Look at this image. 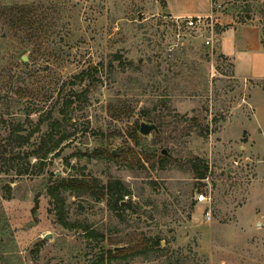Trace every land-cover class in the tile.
I'll return each mask as SVG.
<instances>
[{
    "label": "rangeland",
    "instance_id": "1",
    "mask_svg": "<svg viewBox=\"0 0 264 264\" xmlns=\"http://www.w3.org/2000/svg\"><path fill=\"white\" fill-rule=\"evenodd\" d=\"M225 4L264 48V1ZM16 7L32 25L0 14V264H90L107 250L111 264H264V123L261 135L255 87L232 78L209 34L158 0H0ZM254 86L264 95V80ZM72 91L85 99L60 108ZM47 123L67 140L39 163ZM142 123L157 130L142 135ZM81 177L130 195L119 208L65 190L64 226L47 187Z\"/></svg>",
    "mask_w": 264,
    "mask_h": 264
},
{
    "label": "crops",
    "instance_id": "2",
    "mask_svg": "<svg viewBox=\"0 0 264 264\" xmlns=\"http://www.w3.org/2000/svg\"><path fill=\"white\" fill-rule=\"evenodd\" d=\"M158 1L165 13L174 20L180 22L188 17H201L204 27L198 31L204 30L206 33V26H212V46L217 58L227 63L232 78L242 84L251 83V88L255 87L249 97L252 108L249 122H253L262 135L258 124L264 123V95L254 86L264 80V48L259 28L250 24L249 20L237 21V17L227 11V4L222 5L229 0ZM247 133L250 142L255 141L250 132Z\"/></svg>",
    "mask_w": 264,
    "mask_h": 264
},
{
    "label": "trees",
    "instance_id": "3",
    "mask_svg": "<svg viewBox=\"0 0 264 264\" xmlns=\"http://www.w3.org/2000/svg\"><path fill=\"white\" fill-rule=\"evenodd\" d=\"M14 10L13 12L18 13L16 17V22L20 23V25L26 29L28 27H31L32 20L29 17L31 14L30 9H26L23 7H16L8 10H0V14L6 11ZM220 58V57H219ZM88 77V73L82 72L79 75H76L74 78L79 79L80 81H86ZM89 84V83H87ZM72 97H68V101H65L62 103V106L60 108L67 109L69 108L73 103L76 101H80L81 98L84 100L83 96L78 94L77 91L71 92ZM51 113H47L46 116H49ZM48 119H43L42 117L39 118L36 126V130L39 128L40 125L44 124ZM48 129L47 131L41 136L39 142L36 145V148L32 150V157L35 158L39 163L42 162L44 158L48 154H51L55 152L57 149H59V146L67 140L66 136H61L57 140L53 137L51 130L53 131L55 129V123H47ZM16 139H22L27 141L30 135H27L25 137H17L16 132H12L10 134V137L14 136ZM21 144V143H19ZM194 169L192 171L194 172L195 178L197 180H203L206 178L208 167L207 165H203L201 163H196L193 165ZM65 190H72V192H80V193H87L91 195L95 201H100L101 199L105 198L107 200V204L112 205L113 207H122L123 199L125 196H129L130 192L125 189L119 181H109L104 186H99L98 181L96 179L92 178H86L81 177L79 179L71 178V179H62V178H55L53 180V183L51 185H48L47 187V193L52 199L54 210L56 214L57 220L64 226H67V223L63 220V201L60 197V193ZM90 236H96L94 232H89ZM115 257L112 256L111 250H107L106 252H102L99 254L98 257H96L94 260L90 262V264H111V260H113Z\"/></svg>",
    "mask_w": 264,
    "mask_h": 264
},
{
    "label": "built area",
    "instance_id": "4",
    "mask_svg": "<svg viewBox=\"0 0 264 264\" xmlns=\"http://www.w3.org/2000/svg\"><path fill=\"white\" fill-rule=\"evenodd\" d=\"M177 21V20H176ZM181 22V21H180ZM184 25L187 28H191V29H196V30H201L204 25H203V18L201 17H188L185 21H183ZM206 28L208 29V34L209 36L207 37V39L205 40L204 44L205 45H212V26L208 25L206 26ZM177 29H180V26H177ZM195 201L198 203H203L207 201V197L203 192H196L195 194ZM209 217V214H206Z\"/></svg>",
    "mask_w": 264,
    "mask_h": 264
},
{
    "label": "water",
    "instance_id": "5",
    "mask_svg": "<svg viewBox=\"0 0 264 264\" xmlns=\"http://www.w3.org/2000/svg\"><path fill=\"white\" fill-rule=\"evenodd\" d=\"M157 128L154 124H145L142 123L139 126V133L142 135H148L151 131H156ZM114 154V153H112Z\"/></svg>",
    "mask_w": 264,
    "mask_h": 264
}]
</instances>
